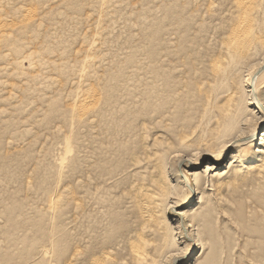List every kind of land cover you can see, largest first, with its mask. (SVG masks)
I'll use <instances>...</instances> for the list:
<instances>
[{"label": "bare ground", "instance_id": "1", "mask_svg": "<svg viewBox=\"0 0 264 264\" xmlns=\"http://www.w3.org/2000/svg\"><path fill=\"white\" fill-rule=\"evenodd\" d=\"M152 1L0 0V98L10 99L0 118L15 109L30 128L20 121L16 130L11 122L13 131L30 135L48 119H60L51 134L67 157L55 163L54 181L68 177L80 152L92 179L83 195L71 191V204H62L68 192L48 197L41 216L58 214L56 220L47 226L42 219L40 240L14 259L0 251V264H180L202 247L200 222L219 212L227 184L237 187L250 175L264 183V131L256 139L264 127V0H170L169 6L159 0L167 7L159 8L163 14ZM132 28L140 43L118 40ZM115 38L129 46L126 60L122 51H108ZM70 39L76 42L69 45ZM142 49L146 60L138 58ZM110 59L114 68L119 59L128 64L103 70L113 65ZM45 94V109L30 116L21 96ZM154 115L159 118L149 125L163 130L149 146L143 142L149 128L138 123ZM18 143L7 142V151L22 153ZM2 145L1 137L6 169L5 159L14 156ZM115 148L121 150L115 165L92 161V154ZM114 167L123 170L116 175ZM69 205L72 215L65 219ZM16 213L9 207L8 220Z\"/></svg>", "mask_w": 264, "mask_h": 264}, {"label": "rangeland", "instance_id": "2", "mask_svg": "<svg viewBox=\"0 0 264 264\" xmlns=\"http://www.w3.org/2000/svg\"><path fill=\"white\" fill-rule=\"evenodd\" d=\"M166 1H164L163 3V0L162 2L156 0V3L153 2V5L157 6L158 11L160 12L161 11L160 9H162L163 11V9L167 8V7H162V4H166L163 6H169L171 5V3L173 4V2L176 0L172 2H170L169 0L170 4L169 3L167 4ZM176 2L178 3V1ZM180 3L184 4L185 0L184 1L182 0ZM139 15H137L133 19L134 22L139 21V17L140 18L142 17L141 16L142 14L140 16ZM133 28L131 29V31L126 30L127 32L122 34L124 38L118 36L117 37L118 40L120 41L123 40L121 42H126V40L127 41L134 40L136 42L137 40V43H140L141 36L138 35L140 36L138 39V36L136 34L134 35L133 33H131L135 29ZM134 31H138V30L135 29ZM131 34H133L132 38L130 37ZM125 37L127 38L125 39ZM117 38H115V43H113V41L111 42V45H113L112 48L115 47V50L111 48L108 51L113 52L114 54L110 52V54L112 55H115L116 53L120 55L121 53L123 54L121 56L125 57V58L123 57V59L126 60L127 57L132 55L130 49H127V47L129 46L127 44L126 45L121 44L117 40ZM144 41L145 38L143 39V42ZM75 42H76L75 39H70L69 45H72ZM114 44L117 45L119 48H117V46H115ZM121 46L123 49H120ZM120 51H122L123 53ZM136 51L139 52L140 54V56L138 57L139 59L146 60L147 55H145V53L142 52L143 49L140 51L139 50ZM129 53L130 55H128ZM68 54H69L68 55L69 59L73 61L72 59H74L75 54L73 52L72 53L69 52ZM123 59H119V60L115 59V61L118 60L124 62V63L123 62L117 63L115 68H114V63H112L114 61L110 59L111 63L113 64L112 65L113 68L111 66L109 69H103V70L115 71L120 67L127 66L128 63L126 64V62ZM69 62L70 61H68L67 63ZM70 66H72L71 62H70ZM101 69L102 68H100V70ZM68 95L69 93L64 89V97ZM43 96L50 97L49 95L45 94V95H38L36 98H30L29 100H26L25 95L21 96L22 98H20V102L22 100H25L26 105L31 107V110L29 107V110L31 111L30 116L36 117L38 115V110L45 109L44 102L40 101V99H43L42 98ZM8 97L9 95L5 94L0 98V110L6 109V107L9 106L10 99H8ZM34 103L37 104L36 106H38L39 108L38 107L36 108ZM170 110L173 111V107L170 108ZM149 111L152 112L153 108L150 107ZM158 118H159L158 115L149 116L145 120L140 121L138 123L139 125L144 124L149 128L148 129L149 131L147 130L148 133L145 134L143 139V142L149 146L152 144L155 137H157L159 134H162L163 129L153 125H149V122L151 120L153 119L157 120ZM6 120H8L9 123H6L5 125L6 127L2 126V124H4ZM20 121H23V125H26L27 128H30L27 124V119H23L22 115L20 113H17L15 109L10 110V113L6 114L5 118H0V138L2 137L3 140V145H2L3 151L7 152L8 155L14 156L13 160L11 156H9L10 158L5 159L8 162V166L6 169L2 167V163L0 162V251L7 252L9 256L12 255V259H14L15 256L18 255V251L21 252L26 251V249L31 247L30 245L32 244V242L35 244L40 240L43 234V230L39 222L42 219H46L47 226H49L50 222H54L56 220L55 218H57L58 214L44 215L46 216L45 218L41 216L48 211V202H47L48 197L54 199L56 195H60L65 192H68L67 198L62 204H71L70 202L71 200L70 195L72 193L71 191L75 190L78 193H81V195H83L87 190L86 187L84 186L88 184L90 181H92L91 178L88 179V174L81 165L82 161L80 159L84 158V153L82 152L79 153V157H77L76 161L74 162L76 167L72 166L71 169L66 170L65 175L68 177L64 179L62 182L54 181L53 175L56 169L55 163H58L60 158L66 156L63 149L62 148L59 149V147L57 146V139L55 138V136L51 134V131H53L56 127L62 126V121L60 119L52 120L51 123H48L49 122L48 119L45 124H41L42 125L41 127L32 128L31 135L26 132H22L23 133L22 134L13 131L11 122L13 123L17 122L15 124V129H16V125L21 124ZM138 121L139 120H136L135 118L133 123ZM152 127H155L156 129L154 128L152 129ZM262 131H264V127H262L261 130L258 132L259 134L256 137V139L261 137ZM80 133L83 136L82 131ZM13 140H19L17 147L22 148L20 149L22 150V153L10 154L7 151V142ZM139 143L142 145V141H140ZM119 149L120 148L118 149L115 148L114 150H112V153L104 154L103 156L99 155V153H94L92 154L93 158L91 159L96 163H99L101 161H105V162L110 161L111 164L113 163L112 165H115V162L117 161L116 155L119 154V152L121 151ZM233 152L234 151L230 152L224 158L223 167L221 168L222 170L226 169L225 168L226 166L228 167L230 162L229 159L231 158ZM250 152L251 151H249V153ZM250 155H252V152L250 153ZM254 156L255 154H253V157ZM83 162H84L83 165L87 167V165L89 164L88 158L83 160ZM203 164L204 162H200L198 168H201ZM8 169L10 171H8ZM114 170L117 175L123 169L119 168L118 170H116V168L114 167ZM250 176L253 177L251 178L249 177L247 179H243V178L239 179L238 180L239 186L237 187L231 186L230 188L229 184H227V186H225L224 189L221 191L222 193L220 192L222 194L220 195V198L222 199H220V203L218 207L221 211L218 209V207L216 208L217 209L216 211L217 212L219 211L218 212L219 214L215 213L214 211V215L217 218L215 216L214 218L210 217V219H208L209 221L208 224H205L206 220L200 222L203 227L201 228L202 230H199V232L201 234H203L202 232H204L207 239L204 237L205 241L204 240L201 241L202 247L196 250L197 252L196 254L194 252L195 248H193L190 251V253L187 256H185V260L180 264H185L186 262H189L191 264H204V262L207 261V259L208 261L213 260L214 262L208 263L207 261L205 262V264L206 263L207 264H264V233H263L264 232V219H263L264 218V212H263L264 183L263 184L260 183L261 182L260 179L262 180V178L255 177L254 175H250ZM111 178L112 181H115L114 177ZM177 178L178 181L183 183L184 178H182V174ZM258 183H260V185H258ZM259 188L261 190L260 192H259ZM229 189L231 192H229ZM199 196L200 194L199 195L195 194L196 199H198ZM15 201H17V203ZM9 207H11L12 210L17 211L16 214H11L12 215L11 218L14 221L8 220V217L6 215V211L7 209H9ZM231 207L235 209H232ZM64 213H65V217H64L65 219L71 217L72 213H71L70 205L65 209ZM211 213H213V211ZM211 213H209V216H213ZM33 221L38 222V224L32 223ZM211 222L213 223L217 222V223L213 224ZM210 224L214 225L215 227ZM212 227H214V230H212ZM206 229H208V233L206 232L207 231ZM209 233L210 234L213 233L214 235L212 234L210 236ZM211 237H213L214 240ZM212 240L213 242L215 241L214 243L217 242L216 243L217 245L212 243ZM112 241L117 242L118 238L114 237ZM219 246H221V248ZM179 247L180 250L182 251L185 249L184 245H180ZM188 249L189 248H187V250ZM123 250L124 249L122 248L119 252ZM212 252L214 255L212 254ZM262 252L263 254H261ZM185 253L187 254L188 252ZM8 255H6V257H8ZM191 255H194L195 258L190 261Z\"/></svg>", "mask_w": 264, "mask_h": 264}]
</instances>
